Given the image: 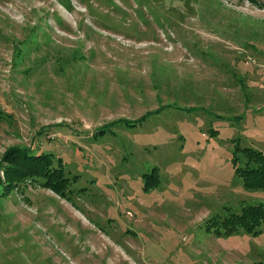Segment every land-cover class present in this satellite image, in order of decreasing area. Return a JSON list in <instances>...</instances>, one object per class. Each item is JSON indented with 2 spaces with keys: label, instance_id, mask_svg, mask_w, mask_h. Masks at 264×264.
Instances as JSON below:
<instances>
[{
  "label": "rangeland",
  "instance_id": "374dc122",
  "mask_svg": "<svg viewBox=\"0 0 264 264\" xmlns=\"http://www.w3.org/2000/svg\"><path fill=\"white\" fill-rule=\"evenodd\" d=\"M234 139L264 151V0H0V181L70 180L0 183V264H264Z\"/></svg>",
  "mask_w": 264,
  "mask_h": 264
},
{
  "label": "trees",
  "instance_id": "16d2710c",
  "mask_svg": "<svg viewBox=\"0 0 264 264\" xmlns=\"http://www.w3.org/2000/svg\"><path fill=\"white\" fill-rule=\"evenodd\" d=\"M235 140V139H234ZM240 152L246 160L240 165L238 156H234L235 152ZM21 155L22 158H17ZM14 158H5L9 161L11 167L6 172L5 180L0 183L6 184V190L9 191L13 188L14 181L18 182L22 177L41 178L44 185H48L52 190L64 193L69 185V178L65 176V169L61 164L57 166L53 164L51 155L49 153H41L31 155L26 153L13 154ZM232 161L235 166L236 175L241 177L242 183L246 188H260L264 189V151L250 145H242L240 141L235 140L234 148L232 151ZM156 167H153L150 173L144 175H154ZM157 169V168H156ZM157 179V178H156ZM151 183L146 179L144 184ZM154 184V182H152ZM264 222V204L261 202L256 204H248L244 206L240 213L228 216L222 222L225 233L232 234L243 229L246 232L258 233L259 228H256ZM220 231V228L218 229ZM262 264V263H257Z\"/></svg>",
  "mask_w": 264,
  "mask_h": 264
}]
</instances>
